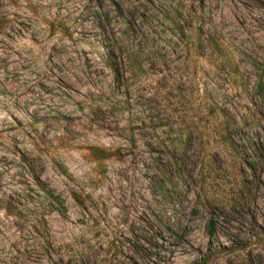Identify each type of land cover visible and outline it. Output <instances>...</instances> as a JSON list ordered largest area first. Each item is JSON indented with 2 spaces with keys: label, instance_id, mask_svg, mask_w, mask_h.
Returning <instances> with one entry per match:
<instances>
[{
  "label": "rangeland",
  "instance_id": "374dc122",
  "mask_svg": "<svg viewBox=\"0 0 264 264\" xmlns=\"http://www.w3.org/2000/svg\"><path fill=\"white\" fill-rule=\"evenodd\" d=\"M259 78L264 0H0V264H264Z\"/></svg>",
  "mask_w": 264,
  "mask_h": 264
},
{
  "label": "trees",
  "instance_id": "16d2710c",
  "mask_svg": "<svg viewBox=\"0 0 264 264\" xmlns=\"http://www.w3.org/2000/svg\"><path fill=\"white\" fill-rule=\"evenodd\" d=\"M110 66L114 69V71H116V70L118 71V69L116 68L113 61H111ZM256 87H257L256 91L258 93H262V91L264 90V82L261 81V78H259V81H258ZM91 150L93 151V153H96L97 158H100V159L107 158L110 156L119 155V154H117V152L115 150H106V149L99 148V147H91ZM174 164H175V168H176L177 172H180V173L183 172L182 167L178 164L177 161H175ZM214 213L215 212H212V215H211L209 222H208V234L210 236H212L214 231H215V223L213 220V214Z\"/></svg>",
  "mask_w": 264,
  "mask_h": 264
}]
</instances>
